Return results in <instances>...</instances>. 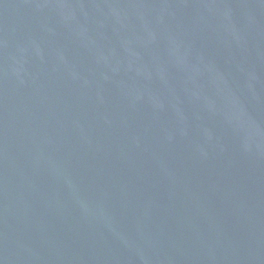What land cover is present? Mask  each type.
Instances as JSON below:
<instances>
[{
  "label": "water",
  "instance_id": "obj_1",
  "mask_svg": "<svg viewBox=\"0 0 264 264\" xmlns=\"http://www.w3.org/2000/svg\"><path fill=\"white\" fill-rule=\"evenodd\" d=\"M0 264H264V0H0Z\"/></svg>",
  "mask_w": 264,
  "mask_h": 264
}]
</instances>
